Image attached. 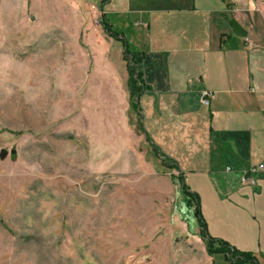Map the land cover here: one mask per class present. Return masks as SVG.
I'll return each instance as SVG.
<instances>
[{
    "label": "rangeland",
    "instance_id": "1",
    "mask_svg": "<svg viewBox=\"0 0 264 264\" xmlns=\"http://www.w3.org/2000/svg\"><path fill=\"white\" fill-rule=\"evenodd\" d=\"M253 6L232 38L264 62ZM100 14L92 2L0 0V264H212L179 171L151 151L139 107L127 110L121 46Z\"/></svg>",
    "mask_w": 264,
    "mask_h": 264
},
{
    "label": "crops",
    "instance_id": "2",
    "mask_svg": "<svg viewBox=\"0 0 264 264\" xmlns=\"http://www.w3.org/2000/svg\"><path fill=\"white\" fill-rule=\"evenodd\" d=\"M71 1L98 4L129 47L143 52L146 88L138 112L146 141L175 160L174 169L197 192L209 235L250 251L256 261L246 264H264V171L246 173L253 184L240 182L250 165L264 161V78L257 77L264 62L252 58L242 34L232 38L235 27L248 29L239 21L243 10L254 1L264 18V6L259 0H245L244 9L238 0ZM201 89L212 94L207 104L199 100ZM188 173L197 174L190 181Z\"/></svg>",
    "mask_w": 264,
    "mask_h": 264
},
{
    "label": "trees",
    "instance_id": "3",
    "mask_svg": "<svg viewBox=\"0 0 264 264\" xmlns=\"http://www.w3.org/2000/svg\"><path fill=\"white\" fill-rule=\"evenodd\" d=\"M105 1L106 0H100L99 3H103ZM99 23L105 34L109 35L114 40L119 41V44L121 46V57L124 60L127 72V110L133 111L135 114H137L138 99L142 91L146 88V85L142 79V73L140 69L143 52L130 48L123 33L111 27L110 23L105 19L104 13L100 14ZM252 53L253 51L251 52V55ZM258 56L259 55H252V58ZM137 124L142 128V124L140 123V121ZM146 139L149 140L147 136ZM150 148L154 154L157 153V148L155 145L151 144ZM158 156L161 157L160 162L162 165L166 166L167 168H174L175 165L170 162L165 156L159 154ZM176 178L179 181L184 205L187 207H193L192 213L198 227L197 236L202 240L206 254L212 258V264H216L213 259L216 254L221 256L224 262L223 264L254 263L256 260L250 251L238 249L222 238H217L209 235L206 229L205 220L200 211L197 192L194 190H190L186 183H184L182 173L179 172Z\"/></svg>",
    "mask_w": 264,
    "mask_h": 264
},
{
    "label": "built area",
    "instance_id": "4",
    "mask_svg": "<svg viewBox=\"0 0 264 264\" xmlns=\"http://www.w3.org/2000/svg\"><path fill=\"white\" fill-rule=\"evenodd\" d=\"M261 2L264 5V0H261ZM254 8V6L252 7ZM212 97V94L210 91H208L207 89H202L199 91V100L203 103V104H207L209 98ZM226 170H229V167L225 168ZM256 171H264V161H260L257 162L253 165H250L241 175L240 181L243 184H253V180L250 177V173L256 172ZM248 172V174H246Z\"/></svg>",
    "mask_w": 264,
    "mask_h": 264
},
{
    "label": "water",
    "instance_id": "5",
    "mask_svg": "<svg viewBox=\"0 0 264 264\" xmlns=\"http://www.w3.org/2000/svg\"><path fill=\"white\" fill-rule=\"evenodd\" d=\"M4 152H5V150H3V149L0 150V153H4ZM11 152H13V150H11Z\"/></svg>",
    "mask_w": 264,
    "mask_h": 264
}]
</instances>
